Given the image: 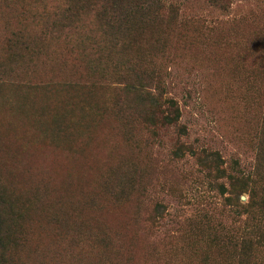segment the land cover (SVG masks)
<instances>
[{
  "label": "rangeland",
  "instance_id": "374dc122",
  "mask_svg": "<svg viewBox=\"0 0 264 264\" xmlns=\"http://www.w3.org/2000/svg\"><path fill=\"white\" fill-rule=\"evenodd\" d=\"M165 1L143 26L101 0L0 3L13 264H264L243 212L264 180V0ZM47 12L77 36L45 38ZM136 74L149 94L123 89Z\"/></svg>",
  "mask_w": 264,
  "mask_h": 264
},
{
  "label": "trees",
  "instance_id": "16d2710c",
  "mask_svg": "<svg viewBox=\"0 0 264 264\" xmlns=\"http://www.w3.org/2000/svg\"><path fill=\"white\" fill-rule=\"evenodd\" d=\"M18 1L20 0H0V3L7 2L10 5V3L14 4ZM213 1L220 4L223 0ZM101 2L102 4H99V7L102 9V14L107 15L106 13L110 9L112 11H120V15L124 16L127 20L130 19L131 22L138 24L139 26H143L145 24L152 25V22L157 21L161 16L162 9L166 7L165 0H101ZM24 11L29 13L30 7H28V4L27 7L24 8ZM43 18V26L45 30H47L48 27H51V31L43 32L45 38H49L50 36H60V34H66L74 38L77 36L75 28H73L70 23L71 17L68 22L65 20L57 21L55 20V17L47 12L42 14V19ZM149 22H151V24H148ZM53 28H55V31ZM89 34V32L84 31V38L89 39ZM81 38H83L82 35ZM122 79L126 80V77ZM151 80L152 78L149 75H146L143 78L141 74H136L129 82L123 85V89L125 87V89H128L136 94L140 93L139 91L147 94L148 92L145 91V88L147 87L145 83H150ZM257 171L258 173H256L255 176L262 177L260 169ZM261 186L262 187L259 190V193L261 194L260 200L256 202L250 201L248 205L243 206V212L248 214L258 212V214L252 218V221H254L252 223L259 224L256 227L257 230L247 232L246 239L248 240V244L245 248L254 244V237L259 239V241L261 240L264 242V180ZM255 191L258 193V189L255 188ZM230 199L235 201V196L226 198L228 201ZM236 204L239 206L237 200ZM15 209L16 207L13 206V203L10 201V197L6 194V190L0 181V264L15 263L14 252L23 242L24 235L20 229L21 214H18ZM243 253H241V255Z\"/></svg>",
  "mask_w": 264,
  "mask_h": 264
}]
</instances>
